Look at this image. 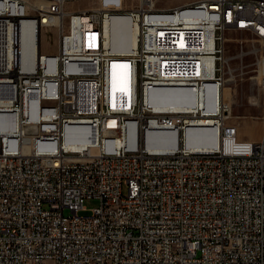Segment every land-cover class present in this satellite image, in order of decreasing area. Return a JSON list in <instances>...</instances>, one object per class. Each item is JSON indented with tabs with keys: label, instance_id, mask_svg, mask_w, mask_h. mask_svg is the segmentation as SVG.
Wrapping results in <instances>:
<instances>
[{
	"label": "built area",
	"instance_id": "2783aa9c",
	"mask_svg": "<svg viewBox=\"0 0 264 264\" xmlns=\"http://www.w3.org/2000/svg\"><path fill=\"white\" fill-rule=\"evenodd\" d=\"M74 1L0 0V264H264V130L228 122L225 50L229 31L264 41V0ZM118 16L130 51L105 36Z\"/></svg>",
	"mask_w": 264,
	"mask_h": 264
},
{
	"label": "rangeland",
	"instance_id": "374dc122",
	"mask_svg": "<svg viewBox=\"0 0 264 264\" xmlns=\"http://www.w3.org/2000/svg\"><path fill=\"white\" fill-rule=\"evenodd\" d=\"M177 2V0H163L162 4L172 6ZM97 5L98 0H76L67 4L66 7L70 10H79ZM227 37L229 40L225 44L226 55L231 58L232 77H237L236 98L231 103V117L228 122L237 124L241 135L259 139L264 130L262 119L264 91L260 88L262 75L258 62L264 57V50L262 52L258 50L264 49V41L241 31H229ZM58 39L57 28L43 27L40 35L41 50L45 53H56ZM241 64L244 65V75L240 74L238 68ZM98 204L97 199H85V210L79 211V215H90L92 208ZM65 214H68V211H65Z\"/></svg>",
	"mask_w": 264,
	"mask_h": 264
},
{
	"label": "bare ground",
	"instance_id": "6f19581e",
	"mask_svg": "<svg viewBox=\"0 0 264 264\" xmlns=\"http://www.w3.org/2000/svg\"><path fill=\"white\" fill-rule=\"evenodd\" d=\"M136 33V26H133L131 23H129L127 18L119 16L113 18L105 28V36H107L108 43L115 51H130L133 49L136 45ZM125 39L129 41L130 46L128 48H121V43ZM259 64L260 74L264 77V57L259 61ZM125 66L126 64L124 65L120 62H113L108 68V88L110 93V102L112 104H117L120 101L119 96H121V91L123 89V71ZM2 101L5 102V99H2ZM185 141L187 145L192 146L195 149H203L209 145V142H207L206 135L203 133V131H198L195 133L188 132Z\"/></svg>",
	"mask_w": 264,
	"mask_h": 264
},
{
	"label": "crops",
	"instance_id": "0c3cea01",
	"mask_svg": "<svg viewBox=\"0 0 264 264\" xmlns=\"http://www.w3.org/2000/svg\"><path fill=\"white\" fill-rule=\"evenodd\" d=\"M254 139V138H253Z\"/></svg>",
	"mask_w": 264,
	"mask_h": 264
}]
</instances>
